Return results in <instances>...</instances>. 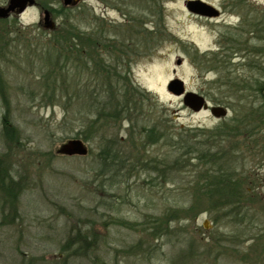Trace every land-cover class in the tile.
I'll use <instances>...</instances> for the list:
<instances>
[{
	"label": "rangeland",
	"instance_id": "obj_1",
	"mask_svg": "<svg viewBox=\"0 0 264 264\" xmlns=\"http://www.w3.org/2000/svg\"><path fill=\"white\" fill-rule=\"evenodd\" d=\"M35 1L23 14L0 20V160L7 159L11 176L26 184L10 224L0 193V264H264V256L255 255L261 247L248 240L264 234V97L250 86L259 79L264 87V71L244 66L239 80L249 82L237 83L218 45L226 23L244 19L258 20L264 37V0H201L228 7L212 21L188 12L189 0H73L67 6L65 0ZM8 3L0 0L2 7ZM45 10H53V30L44 28ZM69 24L78 26L82 44L97 41L101 55L94 61L87 56L91 70L80 67L65 82L57 66L65 51L51 48V41ZM242 55V64L252 60ZM256 60L264 68V54ZM97 62L112 71L116 65L118 75L114 70L107 77ZM175 79L229 107L228 118L187 108L167 89ZM107 82L133 100L123 117L106 122L109 128L90 130L88 114L95 119L96 105L103 110L109 99L102 91ZM51 86L69 89L59 95ZM76 86L79 95L73 96ZM101 92L105 97L96 104ZM6 120L15 135H6ZM233 121H245L241 129L249 130L248 138L226 145L216 135L229 132ZM155 130L167 142L165 136L161 142L147 139ZM205 132L211 136L204 138ZM114 138L128 157L120 171L100 166L102 149ZM73 140L87 152L73 153ZM178 141L184 142L182 153L199 150L205 141L206 152L220 147L226 153L230 173L242 181L241 208L206 209L205 192L196 188L205 185L206 165L196 155L175 165ZM195 206L194 213L172 220L174 209ZM79 233L91 250L77 258L73 251L63 253L62 245Z\"/></svg>",
	"mask_w": 264,
	"mask_h": 264
},
{
	"label": "trees",
	"instance_id": "obj_2",
	"mask_svg": "<svg viewBox=\"0 0 264 264\" xmlns=\"http://www.w3.org/2000/svg\"><path fill=\"white\" fill-rule=\"evenodd\" d=\"M53 11V10H50ZM8 21V20H2V22ZM67 34V35H66ZM55 37L51 41V48H54L59 51H65L64 55H61L58 57L59 63H57V66L60 67L59 70L62 71V74L64 72L66 73V76H62L63 81L67 82L69 78L72 77V75L77 76L80 72V67L83 68V70H91L92 65L94 64L93 61L95 60L94 57H98L101 54H99V47H98V42L88 38L89 43L85 42V44H82L83 38L81 37L78 26H74L73 24H69L67 26H60V28L53 34ZM66 35V39L63 38V36ZM80 36V37H79ZM107 47H110L109 45ZM50 48V47H49ZM47 51V49H46ZM87 56L91 57V60H93L90 64L88 62ZM62 57V59H61ZM78 59L77 63L79 62L80 64H75L69 65L67 64L68 61L70 62L71 59ZM57 59V58H56ZM64 62V64H60ZM60 64V65H59ZM97 66H101L103 69L106 70V75L107 77L114 73V70L116 71V74L118 75V69L117 66L115 65L113 68L114 70L112 71L110 68H107L109 66H104L103 63H98L96 64ZM50 72V71H49ZM52 73H56L55 70L52 71ZM60 73V72H59ZM110 82V81H108ZM104 85L103 92L105 93L106 97L109 99L104 105V109L98 110V105H96V110H97V115L95 119L91 118L92 113L88 114V120H89V125H90V130L94 128H98V130L104 129V128H109L110 126L107 125L106 122H110L109 120L114 119L115 121L119 120L121 117H123L124 113L126 112L125 104L128 103V101L133 100L132 96L128 93V91L121 92V88H114V86L110 83ZM74 89V94L73 96L79 95L78 88L77 86ZM69 88L66 87H52L51 86V91L53 93H57L60 95V92L67 91ZM131 89V88H130ZM133 91H136L135 89H131ZM114 91L115 95L112 93ZM68 91L67 93H69ZM101 92L99 96L95 95V101L97 103L98 99H103L105 95L104 93ZM56 94V95H57ZM55 95V97H56ZM147 97L149 96L148 94L146 95ZM90 106L91 104L90 101ZM123 105V106H122ZM122 106V107H120ZM93 107V106H92ZM127 113V112H126ZM125 118V116H124ZM127 119V118H126ZM259 119V118H258ZM261 119L262 123H264V115L261 113ZM128 120L134 124L136 119L131 118L128 116ZM5 124V130H6V135L8 136H13L15 135L14 129H10V122L8 120L4 121ZM9 128V129H8ZM240 128V127H239ZM244 127L243 129H238L235 132L233 131V128L230 127V129H227L229 132H220V134L216 135L217 137H220V140L225 142L227 145L228 143H231L232 140L238 139V137L243 136V138L246 139L248 138V133L249 130L245 131ZM236 129V128H235ZM152 131H154L152 129ZM203 134L204 138L211 136L208 132H205ZM80 135V134H78ZM165 136V137H164ZM79 137V136H78ZM161 137H164V139L168 140L165 134H160L158 135L156 130L154 132H149V136H147V139H157V142H161ZM200 137V136H199ZM85 138V137H84ZM87 139V138H85ZM180 141V140H179ZM179 154L178 158L175 159L174 164L179 165V161H185L186 158L188 159L189 155H196L193 159L195 161H199L200 163H203V165H206V172H205V185H200L196 186L197 190L199 192H205V194L201 195L205 199V203H207V210L210 212H213V210H218L219 208L226 206V204H229L230 206L236 207V208H241L242 206L241 201L242 197L244 196V190L241 189L239 186L242 184L240 179V174H236L235 177L233 174L230 173L229 167L227 165V158H226V153L221 150V148H216L215 151L211 150L212 152L208 151L206 152L205 148L202 145H206L207 141L205 142H200L197 145H200V149L198 150V147L196 150H193L191 152H183L182 153V145L184 142L179 143ZM215 142H218V140L215 139ZM219 143V142H218ZM202 144V145H201ZM178 151V150H177ZM198 156V158H197ZM128 158L127 155L121 151L119 144H118V138L114 139H108L107 143L105 145V148L102 149V155H101V163L100 166L107 168V169H112L114 167H117V170H123L127 165L126 159ZM128 161V159H127ZM212 161V164L210 168H208V162ZM129 162V161H128ZM168 164V161L167 163ZM181 164V163H180ZM126 165V166H125ZM125 166V167H123ZM133 167V165H131ZM202 170L200 172H196V175H198L197 179L199 180L202 178ZM236 177H239L237 179ZM200 183V182H197ZM26 190V184H24L23 180L16 181L12 176H11V171H10V165L7 162V159H2L0 160V193L1 198H2V205L5 204L4 208H8L9 214L6 213V215L3 216V219L5 223H12L15 218H17V213H18V203H19V198L23 191ZM209 207V208H208ZM212 209V210H211ZM197 210V207H191L187 209H174V213L172 214V220H176L178 217V214H186L189 215L191 213H194ZM176 214V216H175ZM243 217V216H242ZM219 217L216 216L215 222H219ZM234 217H232L233 219ZM221 219H224L221 218ZM8 220V221H7ZM255 235L253 238H249L248 240H254L253 244L256 246L261 247L259 253L255 254L258 258H261L264 256V234H253ZM88 238L82 234H77L73 238H69L64 245H62L61 251L64 252H72L73 257H79L80 253H87L91 248L88 246ZM77 246L75 250H72L73 247ZM67 259V258H66Z\"/></svg>",
	"mask_w": 264,
	"mask_h": 264
},
{
	"label": "flooded vegetation",
	"instance_id": "obj_3",
	"mask_svg": "<svg viewBox=\"0 0 264 264\" xmlns=\"http://www.w3.org/2000/svg\"><path fill=\"white\" fill-rule=\"evenodd\" d=\"M73 0H71L70 2H72ZM209 3V2H208ZM210 5L214 6L212 3H209ZM225 5V4H224ZM217 10H218V16H213V17H208L209 21L212 20H218L220 18L223 17V15L225 14L226 10L228 9V7L226 8H218L216 6H214ZM242 20V19H241ZM244 20H242V22L240 24H231V23H226V25L229 26L228 31H226L225 33L222 34V36L219 38L218 40V45L220 47V51H221V56H222V63L227 65V66H231V72L230 73H237V83L240 84H244L247 83L249 81L244 80L245 78H240L241 77L238 72H243V70H240L241 68H243L245 66V68H247L250 72H261L264 71V68L261 64L257 63V60L260 55L264 54V48H261L260 44L264 43V37L261 36L260 34V28H259V23L258 20H246V22H250L247 25V29L246 31L242 29V23L243 26L244 25ZM246 38L244 39L243 37ZM263 41V42H261ZM244 55H248L249 57H252V60H248L247 63L242 64L239 61H243L240 60L241 57ZM238 59V60H237ZM238 61V62H237ZM249 79V78H247ZM252 88L256 87L258 88L257 92L259 91V95L264 97V87H260V80L259 79H253L251 80V85ZM208 112L211 111L212 108L214 107H223L224 109L227 110L228 114H229V107L227 106H223L221 103H212V101L209 99L208 97ZM211 113V112H210ZM228 114L223 117L220 118L219 120H226L228 118ZM254 115H256L254 113ZM259 114L256 115V119L258 117ZM250 116V115H249ZM248 116V117H249ZM215 118V117H214ZM217 119V118H216ZM255 119V118H254ZM248 121V120H247ZM245 121H233L232 123V128L233 129H240L241 126H243V123ZM250 122V121H249ZM258 123V122H257ZM240 127V128H239Z\"/></svg>",
	"mask_w": 264,
	"mask_h": 264
},
{
	"label": "water",
	"instance_id": "obj_4",
	"mask_svg": "<svg viewBox=\"0 0 264 264\" xmlns=\"http://www.w3.org/2000/svg\"><path fill=\"white\" fill-rule=\"evenodd\" d=\"M71 0H65L64 4L67 6L71 2ZM36 5L35 0H9V3L6 7L0 6V19H8L14 14H23L29 7H33ZM186 8L188 12L191 14L201 16V17H213L218 16V10L209 5L206 2L201 0H189L186 3ZM43 18L44 28L47 30H53L55 28V24L51 19V14L48 10H45ZM180 63V62H179ZM167 89L169 92L174 94L177 97H183V104L194 112H201L203 110L208 111V101L203 95H200L195 92L187 91L185 87V83L180 79L172 80ZM211 115L215 118L225 117L228 112L223 107H214L211 109ZM82 142L79 140L72 141V149L73 153L78 152L81 154H85L87 152L86 149L83 148Z\"/></svg>",
	"mask_w": 264,
	"mask_h": 264
}]
</instances>
